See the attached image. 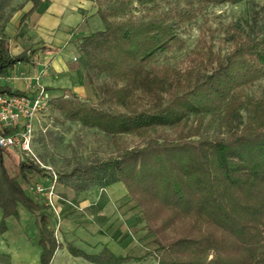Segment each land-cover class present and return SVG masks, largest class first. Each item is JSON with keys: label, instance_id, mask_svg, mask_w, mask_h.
I'll return each mask as SVG.
<instances>
[{"label": "trees", "instance_id": "obj_1", "mask_svg": "<svg viewBox=\"0 0 264 264\" xmlns=\"http://www.w3.org/2000/svg\"><path fill=\"white\" fill-rule=\"evenodd\" d=\"M11 1L0 0V29L14 12ZM89 1L102 28L75 42L78 56L68 69H82L89 83L106 74L99 87L104 96L90 103L74 92L48 104L68 121L104 132L115 153L58 172L57 182L76 192L121 182L140 208L148 234L155 236L157 247L147 255L158 264H264V91L256 98L246 90L264 79V33L256 28L228 36L223 53L200 46L181 68L155 67L158 54L185 46L180 31L205 7L241 0H186L182 7L172 0ZM31 2L21 21L43 8L42 0ZM29 57L26 51L12 55L0 38V75ZM136 91L145 100L139 101ZM0 93L25 94L7 84L0 85ZM123 134L143 145L126 147ZM2 151L3 217H17L20 206L35 215L39 261L50 264L62 246L43 200L32 199L22 186L44 169L36 156H27L11 176ZM65 246L96 264L146 257L118 256L109 248L88 254L70 242Z\"/></svg>", "mask_w": 264, "mask_h": 264}, {"label": "rangeland", "instance_id": "obj_2", "mask_svg": "<svg viewBox=\"0 0 264 264\" xmlns=\"http://www.w3.org/2000/svg\"><path fill=\"white\" fill-rule=\"evenodd\" d=\"M172 1L178 2L181 7L186 3V0ZM133 14L138 15V11L135 9ZM87 18L89 29L95 31L102 28L101 20L98 17L87 16ZM18 20V22L15 20L11 26L5 25L1 28L0 38L6 39L8 49L12 54L26 51L27 55L30 56L29 62L31 64L29 70L26 71L20 66L21 62H18L15 67L0 75V84L6 83L13 89H19L25 92L23 96L29 98L40 96L46 101L47 106L46 109L36 113L32 122L30 152L18 147L3 149L1 155L7 173L11 176L17 175L19 161L27 156L32 158L36 156L35 160L40 163V167L44 169L45 174L29 175L28 181L22 182V186L32 199L39 201L42 198L30 190V185L38 181L43 182V185L51 183L53 186V193L56 196L52 199L54 206L49 205L46 208V213L55 232L56 240L67 242L65 237L60 239L59 227H56L57 219L53 214H55V211L59 212L60 217L61 214L63 217L73 214L72 217L76 223L75 230L82 231L79 234L77 233L82 247L97 248L96 246L109 244L111 239L114 241L116 250L120 253L135 257L146 255L143 261L131 262L130 264H158L151 256L147 255L157 247L154 242L155 236L154 234H148L140 208L135 201L130 200L126 192L119 199L114 200L109 196L110 189L107 187L109 185L102 188L94 186L91 187V191L85 192L86 194L82 198L79 197L80 200L77 201V203H85L74 204V206H71L73 209L65 210L66 212L61 210V205L58 207L57 203L54 202V200H58L63 203L69 200L67 194L70 192L69 188H61L57 182L58 172L67 171L76 164L89 163L94 158L102 159L114 154L115 147L111 144L110 137L104 132L83 127L78 122L68 121L61 112L51 109L48 100L60 94L68 96L75 92L86 102L98 103L104 96L99 87L108 80V77L103 73L96 74L93 83H89L82 69L68 70L61 76L68 86L57 88L55 93L50 92L51 85L43 84L44 80H42L50 73L48 64L42 63L41 69H37L41 60L40 56L45 49H48L44 45L46 42L39 36L36 27H27L25 20L21 21L20 18ZM256 28L264 33V0H241V2L235 4L225 3L207 6L180 31L185 46L181 49L174 48L170 52L158 54L152 65L155 67L173 65L181 68L186 64L188 56L192 55V50L200 46L205 48L210 46L213 51L221 49L223 53L230 44V40L227 41L228 36L237 34L242 36L248 33L250 29ZM79 38L81 37H78L74 42ZM33 49H35L34 52L30 51ZM71 51L72 47L68 46L64 53L67 54ZM74 58H77V56H73L70 60ZM73 85L76 86V91L71 88ZM246 90L252 97L258 98L264 91V79L258 80ZM135 94L139 97V101L144 99L143 93L140 91H136ZM24 123L21 122L15 129H12L13 133L18 135L22 132ZM206 123L213 125L214 121L207 118ZM120 141L129 148L143 145L139 138L129 134H123ZM20 180L21 178H19ZM119 183L123 186L121 182ZM63 187L65 186L63 185ZM18 214L25 215L22 217L23 220L30 218L32 221V218L35 217L23 206L18 207ZM8 218V216L3 217V210L0 207L1 232L12 224ZM37 245H39L38 240L35 247Z\"/></svg>", "mask_w": 264, "mask_h": 264}, {"label": "crops", "instance_id": "obj_3", "mask_svg": "<svg viewBox=\"0 0 264 264\" xmlns=\"http://www.w3.org/2000/svg\"><path fill=\"white\" fill-rule=\"evenodd\" d=\"M92 4L93 3H91L89 0H42L41 5H43V8L39 7L38 9L30 12L24 19L25 25L27 27L31 26L32 28H37V33L46 42L44 45L48 47V49H45L43 54L40 56L41 60L39 61L40 63L38 64L37 69H41L42 63L48 64L50 73L42 80H44L43 84L46 83L49 86L51 85L50 92L55 93L57 88L67 85V83L62 80L61 76H63V74L69 70L68 62L70 59H72L73 56H78L77 47L75 46L74 41L78 37H84L93 31L89 29L90 27L87 23V16H95ZM10 6L14 8V12L9 19L10 21L6 24L7 26H11L15 20L18 22V19L25 12H28V10L33 5L31 0H12ZM68 46L72 47V51L66 54L64 51L66 48H68ZM39 50L37 51L41 52ZM36 54L40 55L41 53ZM30 64V62L22 61L20 66H22L24 70L28 71ZM62 82L64 85H62ZM71 88L76 91V86L73 85ZM59 186L61 188L68 189L67 187H63L61 185ZM107 187L110 189L109 196L114 200L119 199L120 196H123L126 192V188L120 183L110 184ZM68 190H70L71 193L69 191V193L66 192L69 199L67 202L61 203L58 200H54L58 207L60 205L62 206L61 210L63 211L73 209L71 206H74V204L85 203H77V201H79L84 194L91 191V189L77 192L72 189ZM53 215L57 219L56 227H59L60 239L65 237L67 242H70L73 246L82 249L86 253L94 254L101 251L103 248H109L115 255H129L120 253L118 250H116L114 241L111 239L109 244L107 243L104 246H96L97 248L82 247L80 245L81 242L77 237L79 236L77 233L79 234L82 231L75 230L76 223L72 217L73 214L66 217H63L61 214L60 217L59 212L55 211V214ZM24 216L22 214H18L17 217L12 215L8 216V219H10L12 224H10L5 231H0V264H40L38 257L42 247L40 245L35 247L36 241H39V233H37V228L35 225L36 218L33 217L32 221L30 218V220L26 218L23 220L22 217ZM57 241L62 247H58L54 251L50 260V264H96L89 262L80 256H73L65 246L66 242L64 243L62 240L60 241L58 239ZM136 257L140 256L137 255ZM143 260L144 259L136 261L131 260L122 262L120 264H130L131 262L136 263Z\"/></svg>", "mask_w": 264, "mask_h": 264}, {"label": "built area", "instance_id": "obj_4", "mask_svg": "<svg viewBox=\"0 0 264 264\" xmlns=\"http://www.w3.org/2000/svg\"><path fill=\"white\" fill-rule=\"evenodd\" d=\"M75 59V58H74ZM46 101L40 96L29 98L27 96H14L0 93V148L10 149L18 147L26 152H30L32 122L36 113L46 109ZM24 123L22 132L15 134V129L19 123ZM10 129L9 133H3L2 129ZM30 190L42 198L43 203L48 207L54 206L52 199L55 196L53 186L43 185V182L35 181L30 185Z\"/></svg>", "mask_w": 264, "mask_h": 264}]
</instances>
